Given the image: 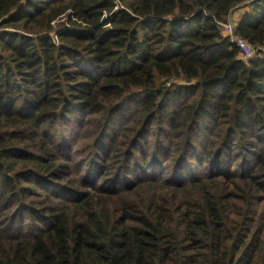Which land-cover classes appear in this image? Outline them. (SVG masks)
Wrapping results in <instances>:
<instances>
[{
  "label": "trees",
  "instance_id": "1",
  "mask_svg": "<svg viewBox=\"0 0 264 264\" xmlns=\"http://www.w3.org/2000/svg\"><path fill=\"white\" fill-rule=\"evenodd\" d=\"M243 1L0 0V264H264V0L255 58L220 27Z\"/></svg>",
  "mask_w": 264,
  "mask_h": 264
},
{
  "label": "rangeland",
  "instance_id": "2",
  "mask_svg": "<svg viewBox=\"0 0 264 264\" xmlns=\"http://www.w3.org/2000/svg\"><path fill=\"white\" fill-rule=\"evenodd\" d=\"M254 2H255V0H244L231 13V15L228 17V19L226 21V24L231 25L234 30L237 29V26L240 24V22L251 12V10L253 8L252 4ZM221 30H222V35L229 38L230 40L235 37V36H230L229 33H227L222 26H221ZM263 54H261V55L263 56ZM257 55L258 54H256L255 56H257ZM174 82H176V81H174ZM177 82L180 84H184V82L182 80H177ZM162 83H164L163 80H158V82H157L158 86H162ZM93 130H94V128L91 125L82 129L81 130L82 134L77 135L75 138V141L77 144H75V146H71L70 149H62V152H61L62 155H65L63 157H66V155H68L70 157V163H72L73 166L75 165V168L77 167L78 170L81 171L82 175L84 173H86V170L84 169L85 167H89L91 169L96 168L95 162L98 160V158L95 159L94 156L91 158V153H92V150H94V149L89 150V145H92L93 143H97V140L95 138H90V137H92L91 132ZM64 131L66 132L67 129ZM79 132H77V134ZM71 135H72L71 132L66 134V142H68L69 137ZM122 139L123 138L119 139L118 141H120ZM122 149H126L125 146H123ZM35 152H36V150L31 152V153H35ZM61 157L62 156H59V159H61ZM82 165L84 167H82ZM93 166H95V167H93ZM81 174H79V176ZM87 184H89V182Z\"/></svg>",
  "mask_w": 264,
  "mask_h": 264
},
{
  "label": "built area",
  "instance_id": "3",
  "mask_svg": "<svg viewBox=\"0 0 264 264\" xmlns=\"http://www.w3.org/2000/svg\"><path fill=\"white\" fill-rule=\"evenodd\" d=\"M221 26L227 33H229L230 36H235L233 39H231V42L239 48L241 57L244 61H249L256 57L255 55L258 53V50L254 49L250 44L242 40L239 37V34H237L236 29L234 30L231 25L226 23H220V27Z\"/></svg>",
  "mask_w": 264,
  "mask_h": 264
}]
</instances>
